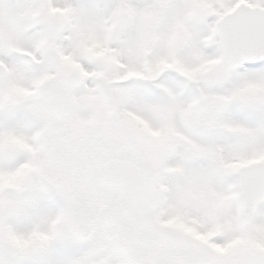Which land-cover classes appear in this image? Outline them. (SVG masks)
<instances>
[{"label": "snow or ice", "instance_id": "obj_1", "mask_svg": "<svg viewBox=\"0 0 264 264\" xmlns=\"http://www.w3.org/2000/svg\"><path fill=\"white\" fill-rule=\"evenodd\" d=\"M0 264H264V0H0Z\"/></svg>", "mask_w": 264, "mask_h": 264}]
</instances>
